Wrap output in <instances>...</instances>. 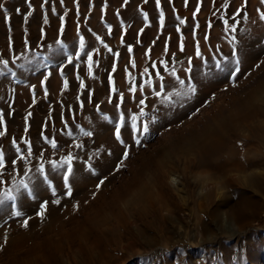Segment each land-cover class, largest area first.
Returning <instances> with one entry per match:
<instances>
[{
	"label": "rangeland",
	"instance_id": "374dc122",
	"mask_svg": "<svg viewBox=\"0 0 264 264\" xmlns=\"http://www.w3.org/2000/svg\"><path fill=\"white\" fill-rule=\"evenodd\" d=\"M0 4L4 6L0 8V42H3L0 45V80L5 77V82L11 83L9 92L12 96L7 104L0 103V113L4 117V123L0 124V132L4 133L0 136V153L3 154L0 172L11 173L5 171L7 164L11 163V167L22 169L21 172L18 171L19 177L25 174L36 175L35 187L30 184L29 189L25 191L29 195L35 190L36 193L53 191L58 181L61 192L68 195V187H71L70 199L77 200L78 189H74L69 184L78 178L73 171L76 167L75 156L78 157V153L82 151L83 141H91L94 135L88 132L82 135L83 138L80 136L85 128L80 116L88 103L93 110L95 107L97 109L98 105H95L98 103L90 102L91 96L96 94L97 90L105 89L104 94L108 96L120 92L124 94L150 91L151 97L165 92L185 90L189 88L194 78L207 76L210 73L211 70L205 64L207 61L213 62L214 67L220 70L216 67L217 62L220 66L222 63L219 61V56L217 57L219 48H228V55L237 54L239 47L236 42L246 41L249 37L255 38L254 35L257 37L255 39L260 41L253 42L252 49L257 48L258 44L264 45V19L261 18L264 14V0H187V6L185 0H160L159 8L156 6V0H147V2L146 0H47V2L46 0H0ZM129 4L133 6V14L131 18L129 17L130 20H127L124 13L130 7ZM198 5L199 12L196 11ZM161 11L164 14L163 27L160 25ZM29 12L32 13L31 16H28ZM25 16H28L27 22L24 20ZM45 16L47 23L44 22ZM181 20L185 23L181 24ZM233 28L235 31L232 30ZM210 32L212 37L209 36ZM234 35L237 36L236 40L233 39ZM81 38H83V47H81ZM182 45L183 51H181ZM197 46H199V56ZM128 47H131V52L128 51ZM260 51V55L245 60L249 62L248 65L252 62L254 66L251 68L252 71L259 67L264 58V48ZM89 54L92 56L91 72H89ZM220 59L225 60L226 57ZM242 59H236L227 70L224 80L215 87L212 85L211 90L217 89L222 93L227 86L242 80V78L237 79L239 72L244 68L245 61ZM3 61H7V64L5 65ZM237 66L239 72L233 76L232 73ZM252 71H245L244 77L248 74L251 76ZM17 74L21 75L17 76ZM235 78L236 82H234ZM1 83L0 81V89L4 86ZM246 83L248 84V81ZM243 91L245 90L242 89ZM68 99L72 100L71 105ZM25 101H28L27 105L22 104ZM16 103H20L18 105L20 108ZM212 103L214 102L209 101L208 104ZM109 104L113 105L112 102ZM258 104L261 105L262 102L258 101ZM18 109L20 111H17ZM34 112L40 118L38 117L32 129L30 122ZM95 113L97 116L108 117L105 111ZM15 118L22 126L13 134L8 129L16 126L12 122L10 127V121H14ZM122 148L125 150V147H120V151L124 152ZM124 158L121 153V156L112 160L113 165L106 167L103 173L96 176L94 183L100 184L101 181L108 179L110 187L121 186L128 177L131 164L128 157ZM79 162L82 161L79 159ZM69 163L71 172L68 171ZM117 164L119 167H116ZM257 170L261 173L260 177H263L264 162L257 167ZM203 174L205 175L204 171L201 173L196 171L194 175L204 176ZM65 175H68L67 186L64 183ZM174 175L178 180L179 188L184 191L187 189L184 192L185 197H190L187 195L189 190L196 194V199L198 195H204L205 192L201 191L200 186H187L189 180H186L182 172L177 171ZM193 180L199 181L198 178L191 177L190 181ZM40 182L46 184L45 187L40 186L42 190L37 186ZM74 185L76 187V183ZM166 185L169 186L168 182ZM220 192V196H211L212 200L206 199L208 202L198 196L201 206L196 203L198 206L196 208H199L198 214L201 219L206 220L204 226L208 228L207 232L204 231L201 223L195 222V218L188 214L185 205L181 204L182 210L178 211V217L175 216L176 223L171 228L172 231L166 232L167 239L173 241L168 245L169 254L166 262L164 258L160 259V256L156 258L144 254L137 258L132 254L124 259H117L113 264H121L125 259L128 260L126 263L130 262V264L134 261H139V264L141 261V264H166L175 260V264H189V262L191 264L195 261L198 264H264V183L262 189L255 192L257 196H254V200L257 203L246 209L240 220L229 214L227 205L216 208V203L222 196L228 195L230 189L222 188ZM228 200L233 203L229 197ZM12 205L15 208L14 203ZM192 205L190 197L188 206ZM214 207L216 217L213 219ZM34 210L35 208H31L29 211L33 213ZM40 210L41 208L39 212ZM46 210L47 206L44 213ZM229 223L234 225L233 229H228ZM225 248H228L231 254L230 260L226 262L220 251ZM187 254L192 256L189 258ZM67 260V256L64 255L52 264H67L69 263Z\"/></svg>",
	"mask_w": 264,
	"mask_h": 264
},
{
	"label": "bare ground",
	"instance_id": "6f19581e",
	"mask_svg": "<svg viewBox=\"0 0 264 264\" xmlns=\"http://www.w3.org/2000/svg\"><path fill=\"white\" fill-rule=\"evenodd\" d=\"M129 5L124 13L127 20L133 14V6ZM209 36L212 37V32ZM254 37L257 38L255 35ZM255 38L249 37L246 41L236 42L239 48L235 55H228V48H219L217 57L222 62L220 70L214 67L213 62L207 61L205 64L211 70L210 73L190 82L196 88L195 93H189L187 88L156 94L159 97H151L150 91L120 92L108 96L104 94L105 89L97 90L90 98L91 103H98L95 105H98L97 109L95 107L93 110L88 103L80 116L85 127L80 136L88 132L94 135L91 141H83L82 151L77 152L78 157L75 156L76 167L73 171L78 178L69 184L78 189L76 201H71L69 195L61 192L58 181L53 191L36 193L35 190L30 195L25 193L30 184L36 183V175L25 174L19 177L18 171L21 172L22 169L11 167L12 164L8 163L5 171L11 173L0 172V264H52L64 255L68 258L67 264H113L117 259H124L132 254L137 258L144 254L156 258L160 256L166 262L168 245L173 242L167 239L166 232L172 231L171 228L176 223L175 216L178 217V211L182 210L181 204L185 205L188 214L195 218V222L201 223L207 232L208 228L204 226L206 220L201 219L199 208H196L197 205L201 206L199 197L212 200L211 196H220L222 188H229L230 193L224 197L221 194L222 198L218 201L219 205L216 203V208L227 205L229 214L240 220L244 211L257 203L254 200L255 192L262 189L264 183V176L260 177L261 173L257 170L264 162V58L257 64L259 67L255 71L251 70L254 68L252 62L248 65L249 62L245 61L260 55V50L264 48V45L258 44L257 48L252 49L253 42L259 40ZM233 39L236 40L237 36L234 35ZM221 57L226 59H220ZM239 58L245 61L237 78L242 80L236 82L235 78L236 83L227 86L222 93L216 88L211 90L224 80L227 70ZM247 70L252 71V75L244 77ZM0 81L4 85L0 89V103L7 104L12 97L9 92L11 83L5 82V77ZM50 88L53 89L52 86ZM242 89L245 91L242 92ZM141 100L143 104L140 103ZM207 101L214 103L208 104ZM258 101L262 104L259 105ZM25 102L22 104L27 105L28 101ZM68 103L71 105L72 100L68 99ZM18 105L20 103L17 107ZM96 111H105L108 117L97 116ZM38 117L34 112L30 122L32 129L40 118ZM12 122L16 124L15 127H11ZM10 123L8 131L13 134L22 126L17 118ZM117 125L120 126L119 140L116 138ZM145 125L147 132L144 131ZM137 140L140 141L139 144L136 143ZM121 146L125 147V150L122 148L124 152L120 151ZM125 152L128 153L131 164L128 177L122 179L124 181L121 186L110 187L108 179L100 184L94 183V178L103 173L106 167L113 165L112 160ZM177 171L182 172L186 180H189L187 186H200L201 191L205 192L196 199V194L189 190L187 195L191 197L192 206H188L190 197H185L184 194L187 189L184 191L178 186L174 175ZM196 171H204L205 175L195 176ZM191 177H196L199 181H190ZM167 182L169 186L166 185ZM45 185L40 182L37 186L42 190L41 187ZM240 187L242 188L239 189ZM56 200H60L58 204L54 202ZM41 204L47 206L42 216L39 214L41 207L38 208ZM31 208H35L33 213L29 211ZM17 212L20 215H16ZM212 213L214 219L215 207ZM229 225L228 229H233L234 225ZM220 251L224 262L230 260L228 248ZM190 256L187 254V257ZM127 261L122 260L121 264H130ZM175 262L176 260L166 264ZM132 264H139V261ZM191 264L198 263L195 261Z\"/></svg>",
	"mask_w": 264,
	"mask_h": 264
},
{
	"label": "snow or ice",
	"instance_id": "6c2138e0",
	"mask_svg": "<svg viewBox=\"0 0 264 264\" xmlns=\"http://www.w3.org/2000/svg\"><path fill=\"white\" fill-rule=\"evenodd\" d=\"M46 2H47V0H46ZM146 2H147V0H146ZM156 6H157V8L160 7V0H156ZM185 6H187V0H185ZM3 7H4V6H3L2 4H0V8H3ZM225 7H227V5H225ZM199 10H200V9H199V5H198L196 11L199 12ZM31 15H32V13L29 12V13H28V16H31ZM193 15L195 16V13H194ZM28 16H25V17H24L25 22H27V20H28ZM261 18L264 19V14H262ZM145 19H147V15H145ZM61 20L63 21V17H61ZM44 22H45V23L48 22L46 16H45ZM180 23L183 24V23H185V21L181 20ZM225 23L227 24L226 21H225ZM160 25H161V27H163V25H164V14H163L162 11H161V13H160ZM197 27H198V25H197ZM232 30L235 31V28H233ZM109 31H111V30H109ZM177 31H179V29H177ZM81 47H83V38H81ZM109 51H111V49H109ZM128 51H129V52L132 51L131 47H129ZM181 51H183V45L181 46ZM233 54L235 55V53H233ZM117 55H118V54H117ZM197 55H198V56L200 55V53H199V46H197ZM88 60H89V62H90V63H89V72H91V61H92V56H91V54H89V56H88ZM69 62H71V58H69ZM3 63L6 65V64H7V61H3ZM237 63H238V62H237ZM216 67H217V68H220V64H219V62H217ZM221 70H223V69H221ZM189 71H190V69H189ZM237 72H239V67H238V66L236 67L235 72H233L232 75L235 76ZM109 80L111 81V77H109ZM181 83H184V82L181 81ZM65 87H67V81H65ZM81 87H83V83H81ZM195 91H196L195 86L190 84V85H189V88H188V92H189V93H195ZM140 103L143 104V100H141ZM28 115L30 116L31 113H29ZM25 119L27 120V117H26ZM3 123H4V117H3V114L0 113V124H3ZM144 131H145V132L148 131V129H147V125H145V127H144ZM2 135H4V133H3V132H0V136H2ZM89 135H90V133H89ZM116 138H117V140L120 139V126H119V125H117V127H116ZM136 143L139 144L140 141L137 140ZM54 146H55V145H54ZM127 156H128V153L125 152V153H124V157H125V159L127 158ZM2 164H3V154L0 153V165H2ZM68 171L71 172V164H70V163H69V169H68ZM64 183H65V185L67 186V183H68V175H65V176H64ZM101 183H103V181H101ZM25 187H27V185H25ZM67 194H68L69 196H71V194H72V189H71V187H68V193H67ZM53 195H55V192H53ZM54 202L58 204V203H59V200H56V201H54ZM45 209H46V205H41V210H40V213H39L41 216L43 215ZM16 215H20V213L17 212ZM24 223H25V226H27V221H25Z\"/></svg>",
	"mask_w": 264,
	"mask_h": 264
}]
</instances>
